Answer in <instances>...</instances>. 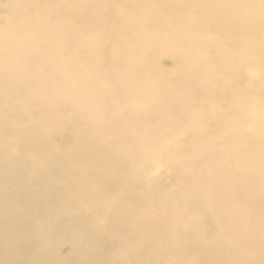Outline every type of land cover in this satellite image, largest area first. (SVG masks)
<instances>
[{"label":"bare ground","instance_id":"obj_1","mask_svg":"<svg viewBox=\"0 0 264 264\" xmlns=\"http://www.w3.org/2000/svg\"><path fill=\"white\" fill-rule=\"evenodd\" d=\"M0 264H264V0H0Z\"/></svg>","mask_w":264,"mask_h":264}]
</instances>
